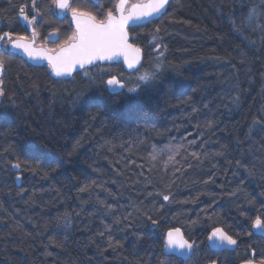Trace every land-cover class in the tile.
I'll return each instance as SVG.
<instances>
[{
    "label": "trees",
    "instance_id": "obj_1",
    "mask_svg": "<svg viewBox=\"0 0 264 264\" xmlns=\"http://www.w3.org/2000/svg\"><path fill=\"white\" fill-rule=\"evenodd\" d=\"M26 2L0 0L2 31L27 34ZM50 24L41 37L65 40ZM128 32L144 55L132 73L54 79L1 51L0 264H261L264 0H171ZM174 228L196 242L187 260L163 251ZM215 228L237 243H208Z\"/></svg>",
    "mask_w": 264,
    "mask_h": 264
},
{
    "label": "snow or ice",
    "instance_id": "obj_2",
    "mask_svg": "<svg viewBox=\"0 0 264 264\" xmlns=\"http://www.w3.org/2000/svg\"><path fill=\"white\" fill-rule=\"evenodd\" d=\"M52 3L61 10L71 7L68 0H52ZM167 3L168 0H135V2L133 0H117L113 8L108 9L106 15L99 20L90 13L71 8L75 31L59 47L58 51L52 52L46 57L53 73L58 77L70 76L76 68H79L85 70V74H87L86 65H93L97 61L110 60L120 55L124 56L129 67H132V63L128 59L129 52L139 53L140 50L132 49V46L128 44L127 29L140 21L154 16L159 17L163 14ZM38 7L37 0H31L30 10L34 12L31 18H29L30 10L26 9L24 5L19 7V15L27 22L28 26L38 20L40 16L39 11H36ZM53 14L56 13L53 12ZM253 15L254 12L250 13L248 19L251 20ZM33 35H35V29H33ZM25 41L26 37L24 36H17L13 39L11 32L0 33V43L6 42L11 45V50L5 47L3 52L12 55L15 50L23 49L30 58H34L30 45ZM3 67L4 59L3 55L0 54V70ZM154 77L155 73L145 72L139 77V80L147 83ZM107 85L113 92L117 88L125 86L115 76L107 80ZM129 91H135V89L130 88ZM153 158L155 159V156ZM13 167L19 168L20 164L17 163ZM163 199L167 201L169 196L164 195ZM156 223L157 221L153 219L152 224L155 225ZM253 227L264 230V218L257 216L253 222ZM208 239L213 241L215 246H230L237 243L231 235L220 228H215ZM166 247L183 254L185 250L192 249L193 244L184 239L180 229L177 228L167 233ZM261 264H264V261H261Z\"/></svg>",
    "mask_w": 264,
    "mask_h": 264
},
{
    "label": "water",
    "instance_id": "obj_3",
    "mask_svg": "<svg viewBox=\"0 0 264 264\" xmlns=\"http://www.w3.org/2000/svg\"><path fill=\"white\" fill-rule=\"evenodd\" d=\"M170 2H171V0H168V3H167L166 6H165V10L163 11V14L166 12V10H167V8H168ZM63 11H64V10H61V9H58V8H57L58 17H61V16H62ZM163 14H162V15H163ZM162 15H160L159 17L154 16V17H151V18H149V19H146V20L140 21V22H138L137 24H135V25H133V26H131V27L140 26V25H143V24H145V23H148V22H151V21L157 20V19H159ZM20 19H21V23H22L23 25H24V24L26 25L27 30H28V33L32 35V37H31L30 39H26L25 42L28 43V44L30 45V50H31V52H32V56H33L34 58H30L29 55L23 51V49H17V50L14 51L13 54L18 55L19 57H21L22 59H24L28 64H30V65H32V66H35V67H37V66H43V65L47 66L48 69H49V75H50L52 78H54V79H63V80H66V79H69L74 73H76V72L82 70V69L76 68V69L72 72V74H71L70 76H63V77H58V76H56V75L53 73L51 67L49 66V63H48V60H47L46 57H47L48 55L52 54V52L58 51V50H59V47H58L57 49H55L54 51H50V50L46 49L45 47H42V46H36V45H35L34 38H33V29H32V26H28V25H27V22L24 21V20L22 19V17H21ZM71 24H72V27H73V29H74V31H75V24H74L73 21H72V15H71ZM131 27H129V28H131ZM129 28H128V29H129ZM128 29H127V33H128V41H127V42H128V44L132 46V49H139V50H140L139 53H136V52H134V51H130V52H129V57H128V59H129V62L132 63V67H129V63H127V62L125 61V57L122 56V55H120V56H116V57H114V58H112V59H110V60L97 61V62H95V64H93V65H86V68L92 67V66H94V65H96V64L120 63V64L122 65L123 69H124L126 72L132 73V72H135L136 70H138V69L141 67V65H142L144 55H143V51H142V49H141L139 46H137V45H135L134 43H132V41L130 40V34H129V32H128ZM7 48H8L9 50H11V45L8 44ZM0 72H1V70H0ZM0 101H1V94H0ZM174 229H177V228H174ZM174 229H170V230H174ZM170 230H168V231L166 232V234H165V246H164V249H163L164 253H165L166 255H170V254H171V255H174V256L179 257V258H181V259H183V260H187V259H189L190 256H191L192 253H193L194 246L196 245L195 240L189 241L188 239H186V238L184 237L182 231L180 230V232H181V234L183 235L184 239L188 240L189 243H192V244H193V248L190 249V250H185L183 254H181L180 252H178V251H176V250L168 249V248L166 247V241H167V233H168ZM240 264H258V263L254 262L252 259H250V260L244 261V262H242V263H240Z\"/></svg>",
    "mask_w": 264,
    "mask_h": 264
},
{
    "label": "rangeland",
    "instance_id": "obj_4",
    "mask_svg": "<svg viewBox=\"0 0 264 264\" xmlns=\"http://www.w3.org/2000/svg\"><path fill=\"white\" fill-rule=\"evenodd\" d=\"M115 2H116V0L113 1L112 6L110 8H113ZM26 3L27 4H25L24 6L26 8L29 6L28 8L31 9V0H27ZM41 3H43L44 11H43V15H42L40 8L38 7V9H36V11H39V13H40V15H42V17L39 16L40 17L38 20L39 22L35 24V35H34L35 45L45 47L46 49H48L50 51H54L56 48L60 47L68 39L69 36H71L73 34L74 30L72 29V26L70 24L69 19H64V20L58 19V18H56V15L53 14V12L55 11V5L52 3V0H48L46 2H42L41 0H37L38 6L41 5ZM70 6L71 7L67 10V13L65 14V18H66V16H68L69 13H71V8H75L78 10L89 12V13L93 14L98 19H102L108 11V9L100 10L99 8H94L95 5H93L92 3H90L89 1H86V0H72V1H70ZM45 11H46V14L48 15L49 18H47L45 16V14H44ZM32 13H34V12H32ZM45 20H46V23L44 24ZM51 21L57 22V26H58L59 30H61V34L67 36L65 40H63L61 42L59 41L60 35H59V32L57 30L48 32L46 34L45 38L41 37L44 33L41 34V31L38 30L39 26L42 24L43 25H51L50 24ZM65 23L66 24L68 23V31L62 29V25H65ZM172 23H179V22L173 21ZM69 28H70V31H69ZM29 38L30 37H28V38L26 37V39H29ZM154 44H158V41L156 39H153V45ZM5 46H7V44ZM155 46H157V45H155ZM0 54H2L3 58H4L3 52H0ZM256 230H258V229H256ZM208 243L215 246L213 241H209V239H208ZM233 246L234 245L216 246V247H233Z\"/></svg>",
    "mask_w": 264,
    "mask_h": 264
},
{
    "label": "flooded vegetation",
    "instance_id": "obj_5",
    "mask_svg": "<svg viewBox=\"0 0 264 264\" xmlns=\"http://www.w3.org/2000/svg\"><path fill=\"white\" fill-rule=\"evenodd\" d=\"M70 1H72V0H68V2H69V4H70ZM86 1H89L90 3H92L93 5H95L94 6V8H99L100 10H106V9H109L111 6H112V3H113V1L114 0H86ZM116 2H117V0H116ZM115 2V3H116ZM133 2H135V0H133ZM26 9H28V10H30L29 8H26ZM67 10L68 9H64V11H63V13H62V16L61 17H58V12H57V8L55 7V11H54V13H56L55 15H56V18H58V19H62V20H64V19H69V21H70V24H71V13H69L68 14V16H66V18H65V14L67 13ZM78 10V9H77ZM78 11H81V12H86V11H82V10H78ZM86 13H89V12H86ZM32 14H34V13H32L31 11H29V18H31V15ZM91 14V13H90ZM91 15H93V14H91ZM94 16V15H93ZM18 19H19V22H20V24L26 29V33L27 34H23V35H16V34H13V39H15L17 36H24V37H32V35L31 34H29L28 33V30H27V27H26V25L24 24H22L21 23V17H20V15H19V11H18ZM39 18L40 17H38V20H39ZM98 19V18H97ZM35 21V22H33V24L31 25L32 26V29H35V24L36 23H38L39 21ZM99 20V19H98ZM71 26H72V24H71ZM72 29H73V27H72ZM74 30V29H73ZM3 32H8V31H2L1 30V23H0V33H3ZM29 38V39H30ZM33 38H34V41H35V37H34V35H33ZM7 43L6 42H3V43H0V52L3 50V48H7V46H8V44H7V46H5ZM3 70V69H2ZM2 70H1V72H0V76H1V73H2ZM0 92H1V84H0Z\"/></svg>",
    "mask_w": 264,
    "mask_h": 264
}]
</instances>
